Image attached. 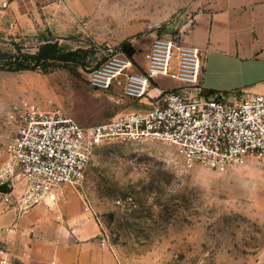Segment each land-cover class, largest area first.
Returning <instances> with one entry per match:
<instances>
[{"label": "rangeland", "instance_id": "374dc122", "mask_svg": "<svg viewBox=\"0 0 264 264\" xmlns=\"http://www.w3.org/2000/svg\"><path fill=\"white\" fill-rule=\"evenodd\" d=\"M202 5L0 0V51L35 52L50 38L87 53L77 72L63 65L47 71L0 66V161L17 129L9 114L23 99L60 108L84 124L130 109L134 101L120 88L92 87L89 71L125 39L142 62L155 36L182 38ZM78 188L122 264H264V160L258 157L212 168L188 165L166 141L114 140L98 148Z\"/></svg>", "mask_w": 264, "mask_h": 264}, {"label": "built area", "instance_id": "2783aa9c", "mask_svg": "<svg viewBox=\"0 0 264 264\" xmlns=\"http://www.w3.org/2000/svg\"><path fill=\"white\" fill-rule=\"evenodd\" d=\"M204 52L182 38L158 35L144 52L145 64L121 47L93 67L89 84L97 89L120 88L133 101L151 99L149 107L127 109L109 120L84 124L60 108L48 109L23 99L9 114L17 129L0 161V196L23 211L55 202L65 184L78 185L98 148L114 140L154 139L175 144L188 165L212 168L264 160V93L238 100L204 91ZM167 76L181 83L154 93L155 81ZM5 186L1 189V186ZM86 209L93 211L83 197ZM95 213V212H94ZM102 245H109L101 233ZM0 264H10V253L0 247Z\"/></svg>", "mask_w": 264, "mask_h": 264}, {"label": "crops", "instance_id": "0c3cea01", "mask_svg": "<svg viewBox=\"0 0 264 264\" xmlns=\"http://www.w3.org/2000/svg\"><path fill=\"white\" fill-rule=\"evenodd\" d=\"M201 1L182 40L204 52L205 95L238 100L264 93V0ZM155 85L158 93L181 83L160 76ZM150 105L151 99L144 97L130 109ZM23 185L17 183L11 202L0 196V247L9 251L10 264H122L110 244L102 245L100 221L86 209L75 185L65 184L55 202L26 211L14 198Z\"/></svg>", "mask_w": 264, "mask_h": 264}, {"label": "trees", "instance_id": "16d2710c", "mask_svg": "<svg viewBox=\"0 0 264 264\" xmlns=\"http://www.w3.org/2000/svg\"><path fill=\"white\" fill-rule=\"evenodd\" d=\"M121 47L130 56H133L137 49L129 40L122 41ZM87 53L84 48L66 49L58 41L46 39L35 52H3L0 51V66L9 65L15 69H42L44 71L59 65L76 67L85 64ZM73 65H70V64ZM77 72V71H76Z\"/></svg>", "mask_w": 264, "mask_h": 264}, {"label": "water", "instance_id": "95a60500", "mask_svg": "<svg viewBox=\"0 0 264 264\" xmlns=\"http://www.w3.org/2000/svg\"><path fill=\"white\" fill-rule=\"evenodd\" d=\"M5 188V186L3 185V186H1V189H4Z\"/></svg>", "mask_w": 264, "mask_h": 264}]
</instances>
